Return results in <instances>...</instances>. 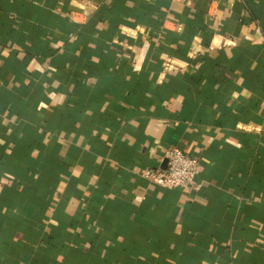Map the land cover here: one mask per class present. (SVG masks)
<instances>
[{"label": "crops", "instance_id": "obj_1", "mask_svg": "<svg viewBox=\"0 0 264 264\" xmlns=\"http://www.w3.org/2000/svg\"><path fill=\"white\" fill-rule=\"evenodd\" d=\"M0 264H264V0H0Z\"/></svg>", "mask_w": 264, "mask_h": 264}, {"label": "built area", "instance_id": "obj_2", "mask_svg": "<svg viewBox=\"0 0 264 264\" xmlns=\"http://www.w3.org/2000/svg\"><path fill=\"white\" fill-rule=\"evenodd\" d=\"M180 1L189 5L191 0ZM195 52L196 50L189 48V55H195ZM162 66L166 70L175 68L170 62H165ZM163 161L165 162L164 168L160 166L145 168L139 172V178L161 189H174L188 193L198 190L200 185L195 181L200 167L198 158L177 147H172L164 152Z\"/></svg>", "mask_w": 264, "mask_h": 264}, {"label": "trees", "instance_id": "obj_3", "mask_svg": "<svg viewBox=\"0 0 264 264\" xmlns=\"http://www.w3.org/2000/svg\"><path fill=\"white\" fill-rule=\"evenodd\" d=\"M81 102H79V105H80ZM72 106L76 107V104L75 102H73V104H71Z\"/></svg>", "mask_w": 264, "mask_h": 264}, {"label": "water", "instance_id": "obj_4", "mask_svg": "<svg viewBox=\"0 0 264 264\" xmlns=\"http://www.w3.org/2000/svg\"><path fill=\"white\" fill-rule=\"evenodd\" d=\"M165 162H163L162 168H164Z\"/></svg>", "mask_w": 264, "mask_h": 264}]
</instances>
